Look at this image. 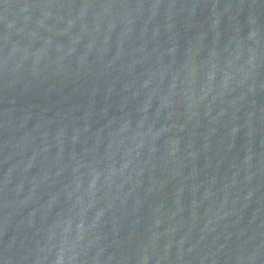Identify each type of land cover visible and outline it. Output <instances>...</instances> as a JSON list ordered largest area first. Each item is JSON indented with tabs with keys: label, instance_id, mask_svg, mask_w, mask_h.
<instances>
[{
	"label": "water",
	"instance_id": "water-1",
	"mask_svg": "<svg viewBox=\"0 0 264 264\" xmlns=\"http://www.w3.org/2000/svg\"><path fill=\"white\" fill-rule=\"evenodd\" d=\"M0 264H264V0H0Z\"/></svg>",
	"mask_w": 264,
	"mask_h": 264
}]
</instances>
